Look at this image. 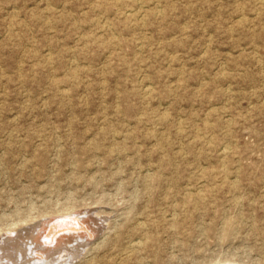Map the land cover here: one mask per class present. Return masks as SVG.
<instances>
[{
  "label": "rangeland",
  "instance_id": "rangeland-1",
  "mask_svg": "<svg viewBox=\"0 0 264 264\" xmlns=\"http://www.w3.org/2000/svg\"><path fill=\"white\" fill-rule=\"evenodd\" d=\"M0 238L264 264V0H0Z\"/></svg>",
  "mask_w": 264,
  "mask_h": 264
},
{
  "label": "bare ground",
  "instance_id": "bare-ground-1",
  "mask_svg": "<svg viewBox=\"0 0 264 264\" xmlns=\"http://www.w3.org/2000/svg\"><path fill=\"white\" fill-rule=\"evenodd\" d=\"M148 90H149V89H148ZM147 92H148V91H147ZM144 93H145V92H144ZM83 214H85V213H83ZM58 217H59V216H58ZM67 217H68V216H67ZM59 218H60V217H59ZM61 219H62V218H61ZM72 219H74V218H72ZM63 220H64V219H63ZM74 220L77 221L76 218H75ZM58 221H59V220H58ZM78 222H79V221H78ZM74 223H75V222H74ZM71 224H72V223H71ZM76 224H77V223H76ZM77 225H78V224H77ZM33 226H34V225H33ZM35 227H36V226H35ZM73 227H74V226H73ZM73 227H72V228H73ZM33 228H34V227H33ZM41 228H42V227H41ZM73 229H74V228H73ZM81 229H82V228H81ZM8 231H9V230H8ZM70 231H71V230H70ZM75 231H76V230H75ZM84 231H85V230H84ZM48 233H49V232H48ZM48 233H47V234H48ZM68 233H69V232H68ZM87 233H88V232H87ZM8 234H9V233H8ZM55 234H56V233H55ZM1 238H2V237H1ZM1 238H0V239H1ZM45 239H47V238H45ZM53 239H54V238H53ZM46 241H47V240H46ZM51 242H52V241H51ZM33 244H34V243H33ZM48 244H49V243H48ZM131 245H132V244H131ZM20 246H21V245H20ZM57 251H58V250H57ZM64 251H65V250H64ZM79 253H80V252H79ZM54 256H55V255H54ZM76 257H77V256H76ZM2 260H3V259H2ZM54 260H55V259H54ZM57 262H58V261H57ZM31 264H32V263H31ZM37 264H38V263H37Z\"/></svg>",
  "mask_w": 264,
  "mask_h": 264
}]
</instances>
